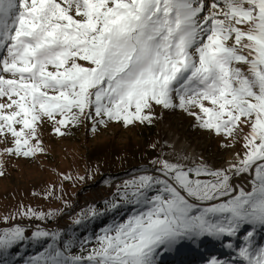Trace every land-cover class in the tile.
Here are the masks:
<instances>
[{
	"label": "snow or ice",
	"instance_id": "snow-or-ice-1",
	"mask_svg": "<svg viewBox=\"0 0 264 264\" xmlns=\"http://www.w3.org/2000/svg\"><path fill=\"white\" fill-rule=\"evenodd\" d=\"M0 101V138L13 145L0 154L9 156L43 151L45 118L64 135L61 127L85 120L93 131L151 124L157 106L180 109L224 147L244 133L227 167L185 157L141 168L102 209L72 217L98 228L91 235L0 228V264H161L185 245L225 240L232 259L206 264H264V0H0ZM62 211L22 207L3 220Z\"/></svg>",
	"mask_w": 264,
	"mask_h": 264
},
{
	"label": "rangeland",
	"instance_id": "rangeland-1",
	"mask_svg": "<svg viewBox=\"0 0 264 264\" xmlns=\"http://www.w3.org/2000/svg\"><path fill=\"white\" fill-rule=\"evenodd\" d=\"M155 116L151 124L137 122L125 126L122 122L109 121L104 125L97 124L95 131L92 130L91 120L78 125L69 123L61 127L64 135L57 134L54 131L56 125L45 118L37 126L43 151L30 157L0 154L5 173L0 177V228L17 224L26 227L20 224L22 221H33V224H29L41 227L51 221L54 226L42 228L62 231L66 240L91 235L98 228L83 229L72 225V217L89 206L102 209L104 201L112 197L117 185L131 179L141 168L152 167V161L169 159L175 162L186 157V163L205 161L216 167H227L226 163L234 162L236 153L243 151L244 133H241L235 147H224L228 143L226 138L195 126V119L180 109L157 106ZM30 143L34 145L36 141ZM170 143L172 146H169ZM12 146L11 137L7 140L0 138V153ZM96 187L104 189L98 196L105 192L108 195L102 196L97 205L88 204L69 215L72 200L78 194ZM65 203L71 208H66ZM22 207L43 212L63 211L49 221L17 216L15 220L4 222V217L15 215ZM62 220V227H56L55 223L61 224ZM105 222H110V219L101 221V226ZM257 241L264 243V233L257 236ZM227 242L206 241L199 249L188 244L179 251L165 253L161 257V264H206L211 256L231 260L235 254L224 247ZM241 242L240 239L234 241L237 244ZM45 247L46 244L31 245L19 249V252L27 258ZM72 252L79 254V246L74 247Z\"/></svg>",
	"mask_w": 264,
	"mask_h": 264
},
{
	"label": "built area",
	"instance_id": "built-area-1",
	"mask_svg": "<svg viewBox=\"0 0 264 264\" xmlns=\"http://www.w3.org/2000/svg\"><path fill=\"white\" fill-rule=\"evenodd\" d=\"M104 189H99L97 191H93V192H89L88 195H80L78 194L77 197H75L74 200H72V206H73V209L72 211H70L69 215L74 213L76 210L78 209H81L84 207V202H91V204H97V197H100L98 196L100 192H102ZM105 195H108V192L106 193H102L101 194V197L102 196H105ZM33 221H26V222H21V224H23L24 226H26L25 228L29 230L28 234L31 233V231H34L35 230V227L36 225H31L33 224L32 223ZM31 223V224H29ZM62 223L64 224L63 220L61 222V224H58V223H55V226L56 227H61L62 226ZM54 223H47L46 226H41V227H47V226H53Z\"/></svg>",
	"mask_w": 264,
	"mask_h": 264
},
{
	"label": "bare ground",
	"instance_id": "bare-ground-1",
	"mask_svg": "<svg viewBox=\"0 0 264 264\" xmlns=\"http://www.w3.org/2000/svg\"><path fill=\"white\" fill-rule=\"evenodd\" d=\"M169 146H172V143H170L169 144ZM229 158H228V160H230L231 159V157H230V155L228 156ZM235 157L236 156H234L233 157V160H235ZM229 163H226V165H228ZM99 189H102V188H94V189H89L86 193H81L80 195H88L89 194V192H93V191H97V190H99ZM77 197V196H76ZM101 201V197H97V203L98 202H100ZM88 204H91V202H84V206H87ZM62 227V226H61Z\"/></svg>",
	"mask_w": 264,
	"mask_h": 264
},
{
	"label": "trees",
	"instance_id": "trees-1",
	"mask_svg": "<svg viewBox=\"0 0 264 264\" xmlns=\"http://www.w3.org/2000/svg\"><path fill=\"white\" fill-rule=\"evenodd\" d=\"M49 221V220H48ZM49 222H51V221H49ZM47 228V227H46Z\"/></svg>",
	"mask_w": 264,
	"mask_h": 264
}]
</instances>
